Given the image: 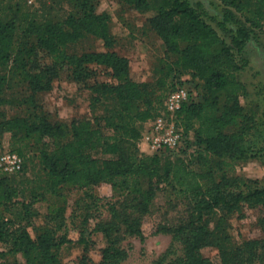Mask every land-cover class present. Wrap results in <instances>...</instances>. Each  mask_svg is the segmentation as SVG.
<instances>
[{
	"label": "trees",
	"instance_id": "1",
	"mask_svg": "<svg viewBox=\"0 0 264 264\" xmlns=\"http://www.w3.org/2000/svg\"><path fill=\"white\" fill-rule=\"evenodd\" d=\"M98 1L68 0L71 10L60 18L51 11L41 13L40 8L21 12L20 4L28 5L24 0L7 6L0 0V105L7 99L12 76L17 75L28 83L30 94L25 100L33 109L26 117L0 122V128L8 125L36 137L42 143L40 157L47 174L56 183L85 188L108 182L130 193L147 194L152 188L144 184L156 177L158 183H170L193 198L195 212L188 219L177 226H158V231L184 236L183 255L157 264H264V239L232 244L224 230L212 229L206 222L207 215L219 210L227 214L243 204H264V184L247 180L240 189H229V179L224 176V184L215 182L209 167L213 157L230 164L228 160L264 152L259 145L264 128L240 123L243 106L237 93L244 87L237 73L249 62L247 46L264 20V0H221L223 4L214 11L203 0H124L140 11L156 8L148 23L164 40L167 52L175 55L169 69L193 70L192 79L179 82L162 77L155 82L136 79L128 57L112 48L117 42L112 18L97 10ZM9 9L14 13L3 16ZM89 35L101 38L106 50L79 51V42ZM100 66L113 80L95 78L91 83ZM63 74L90 89V104L103 105L106 114L77 117L70 123L52 119L39 94L51 91ZM182 84L189 86L190 98L176 112L175 122L182 129L183 141L193 129L203 144L197 156L199 169L179 156L161 168V152L170 148L149 154L139 146L151 125L146 123L164 112L168 93ZM11 151L25 159L22 146ZM24 166L25 161L20 173ZM7 176L11 174L0 181V208L7 207L16 194ZM238 179L233 178L229 186L240 187ZM208 180L212 182L209 187L205 185ZM24 205L29 209V202ZM122 220L129 234L145 236L139 218L125 214ZM11 224L0 210V240L9 244V252H21L28 264H61L57 249L71 238L57 240L47 231L34 237L24 227L11 230ZM103 230L107 245L101 259L90 263L83 257L79 264H120L125 253L116 246L119 227L113 223ZM211 244L217 246L218 254L213 258L202 255L201 248Z\"/></svg>",
	"mask_w": 264,
	"mask_h": 264
},
{
	"label": "rangeland",
	"instance_id": "2",
	"mask_svg": "<svg viewBox=\"0 0 264 264\" xmlns=\"http://www.w3.org/2000/svg\"><path fill=\"white\" fill-rule=\"evenodd\" d=\"M211 11L223 3L221 0H203ZM1 5H14L20 0H1ZM20 4V3H19ZM30 5V6H29ZM167 5V4H166ZM44 10L51 11L60 18H65L71 10L68 0H45L39 4H20V11ZM99 12H108L112 18L113 32L117 42L114 50L128 57L134 77L138 80L157 81L160 77L166 81L190 80L192 69L179 71L169 69L175 55L167 52L164 40L152 29L148 18L155 14L156 8L146 11L137 10L124 0H99ZM14 11L2 12L7 17ZM39 13V14H41ZM42 15V14H41ZM257 36L247 46L248 64L238 71L237 79L244 87L239 88L240 104L243 106V116L238 119L243 124H260L264 128V20L256 29ZM78 50H106L104 41L96 36H86L78 44ZM66 74L56 78L51 91L41 92L40 101L43 108L49 111L52 119L62 118L70 123L77 117L100 118L106 114L105 107L91 105L92 91L79 87L76 82L66 79ZM98 80H113L104 67H99L97 75L91 78ZM11 87L6 91V101L0 105V122L14 117H26L32 111V105L25 100L30 94L28 83L17 75L11 78ZM200 86L203 85L200 81ZM203 87V86H202ZM194 90V89H193ZM195 92V91H193ZM196 93V92H195ZM259 145L264 148V139ZM14 146L24 148L23 172L11 174L8 177L9 186L16 189V194L8 206H1L4 217L12 221L11 230L26 228L32 236L47 231L57 240L61 237L71 238L57 250L61 264H79L85 257L90 263L101 259L102 249L107 245V237L103 230L116 223L120 239L116 246L124 251L120 264H157L159 260H171L183 255L185 247L184 236H174L170 232L158 231L160 224L177 226L188 219L194 212V199L177 191L172 184L158 183L156 177L151 178L144 187L151 189L147 194L128 192L113 187L108 182H102L90 187L79 188L68 183L52 181L40 157L41 142L34 136H26L24 130L4 125L0 128V159L7 150ZM141 151L152 154L153 151L143 148ZM203 144L196 139L193 129L188 131L181 145L161 152V168L168 160L177 156L185 158L194 168L199 169L197 156ZM94 156L101 154L92 152ZM213 157L209 164L214 181L224 184L226 176L232 184V179L238 177L236 185L229 189H240L247 180L264 184V152L256 151L252 155L228 160ZM0 165V181L6 176ZM211 180L205 182L209 187ZM255 184V183H254ZM29 202V209L24 204ZM144 206V209L141 208ZM137 217L143 226L145 236L129 234L123 216ZM123 215V216H122ZM208 227L219 231L224 230L232 244H241L251 239H264V204L256 206L241 205V208L229 213L222 210L207 215ZM217 230V231H218ZM79 238L85 242L79 241ZM9 244L0 240V264H28L21 252H9ZM201 254L215 257L218 248L206 245L201 248Z\"/></svg>",
	"mask_w": 264,
	"mask_h": 264
},
{
	"label": "built area",
	"instance_id": "3",
	"mask_svg": "<svg viewBox=\"0 0 264 264\" xmlns=\"http://www.w3.org/2000/svg\"><path fill=\"white\" fill-rule=\"evenodd\" d=\"M28 4L37 3L39 0H24ZM190 89L186 84L178 85L172 89L164 102L165 110L158 115L143 134L141 143L147 144L152 151L175 148L183 142L182 129L176 126V112L189 100ZM0 165L8 174L18 173L23 167V158L16 152L7 150L0 159Z\"/></svg>",
	"mask_w": 264,
	"mask_h": 264
},
{
	"label": "crops",
	"instance_id": "4",
	"mask_svg": "<svg viewBox=\"0 0 264 264\" xmlns=\"http://www.w3.org/2000/svg\"><path fill=\"white\" fill-rule=\"evenodd\" d=\"M59 119H60V120H63L62 118H59ZM63 121H65V120H63ZM66 122H67V121H66ZM150 122H151V121H149V122L146 123V124L149 125V124H151ZM141 145L143 146V148H147V144H146V143L142 142Z\"/></svg>",
	"mask_w": 264,
	"mask_h": 264
}]
</instances>
